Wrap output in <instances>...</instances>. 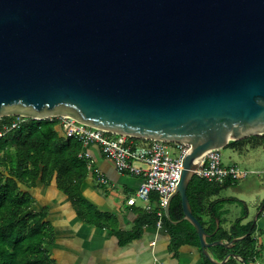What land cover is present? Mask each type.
I'll return each instance as SVG.
<instances>
[{"label":"water","instance_id":"95a60500","mask_svg":"<svg viewBox=\"0 0 264 264\" xmlns=\"http://www.w3.org/2000/svg\"><path fill=\"white\" fill-rule=\"evenodd\" d=\"M14 115L187 143L164 214L178 194L202 254L247 264L211 255L249 232L208 240L218 218L207 232L186 190L207 150L264 134V0H0V117Z\"/></svg>","mask_w":264,"mask_h":264},{"label":"trees","instance_id":"16d2710c","mask_svg":"<svg viewBox=\"0 0 264 264\" xmlns=\"http://www.w3.org/2000/svg\"><path fill=\"white\" fill-rule=\"evenodd\" d=\"M2 118L6 121L11 119L9 116ZM247 143L264 147V134L230 140L226 147L241 149ZM81 150L80 140L64 137L56 122L48 119H27L0 137V264H55L48 249V245L55 240L54 228L47 218L51 207L44 204L34 208L35 199L31 190L38 185L55 187L68 199L77 219L87 225L110 229L117 235L121 245L139 238L145 227L155 226L160 220V227L168 234L169 249L173 255L185 244L194 245L199 248L201 264H214L202 254L194 227L183 218L178 194L170 201L169 219L164 213L162 216L157 215L156 197L152 195L150 200L155 203L152 209L137 210L131 228H118L113 216L99 210L82 193L81 186L92 164L89 165L88 158L78 155ZM231 183L227 180L219 185L195 175L188 183L186 194L193 215L207 232L215 229V218H218L219 227L208 240H230L249 232L231 248L222 245L209 247L211 255L221 260L227 252H234L248 263L259 252L253 237L256 223H252V220L241 222L248 214L245 203L242 201L244 204L240 216L228 228L221 225V215L216 207L221 200L205 204V200ZM222 200L238 199L231 197ZM263 204L264 199L261 202ZM260 213H257V218ZM204 215H209V223L203 219ZM224 264L241 263L229 257Z\"/></svg>","mask_w":264,"mask_h":264},{"label":"crops","instance_id":"0c3cea01","mask_svg":"<svg viewBox=\"0 0 264 264\" xmlns=\"http://www.w3.org/2000/svg\"><path fill=\"white\" fill-rule=\"evenodd\" d=\"M260 147L264 149L261 145L251 146L250 143L245 144L241 149L230 148L233 153L236 152L243 157L244 161L248 162L249 151ZM83 150L89 154L93 163L89 167V172L81 186L82 193L99 210L108 212L113 216L118 228H131L137 210L153 208L150 206V201L140 204L135 200L132 205L126 202L128 197L134 195L140 177L119 172L113 161L104 156L94 143L87 144ZM258 155L255 154L256 158ZM51 187L38 185L31 190L35 199L34 208H39L44 204L50 205L51 209L47 218L54 228L56 244L59 245V250L63 248V244L67 247V257L71 256L72 262L80 264L79 258H83L82 255L89 251V264H201L199 248L194 245L185 244L178 249L176 255H173L169 249L168 234L157 225L147 226L139 238L126 244H119L117 235L110 229L87 225L75 218L76 215L68 199L64 198V195L55 187ZM261 206L260 216L255 222V231L259 232L255 247L259 253L252 261L253 264H264V204ZM70 214L74 215V218H70ZM66 217H69L68 221L65 220ZM248 221L250 220L246 217L241 222ZM230 224L231 222H225L221 225L228 228ZM72 229H78L77 231L81 234L77 232L73 235ZM57 256L59 259L65 257ZM55 259L61 264L58 258Z\"/></svg>","mask_w":264,"mask_h":264},{"label":"built area","instance_id":"2783aa9c","mask_svg":"<svg viewBox=\"0 0 264 264\" xmlns=\"http://www.w3.org/2000/svg\"><path fill=\"white\" fill-rule=\"evenodd\" d=\"M9 117H11L9 121L0 117V137L23 121L36 119L20 115ZM43 119L55 121L64 137L80 140L82 150L78 155L88 158L89 165L93 163L92 159L83 148L87 144L94 143L104 156L113 161L119 172L139 176L140 182L134 195L127 198V204H134L136 199L149 202L150 197L154 195L158 206L157 215H163L166 200L178 183L182 159L189 148L187 143L130 137L90 126L64 115L49 116ZM219 150L210 149L204 153L195 169L196 176L222 185L227 180L233 182L243 179L249 173L264 172V170L251 171L241 168L236 163L225 165L221 162ZM156 225L160 227V220Z\"/></svg>","mask_w":264,"mask_h":264},{"label":"rangeland","instance_id":"374dc122","mask_svg":"<svg viewBox=\"0 0 264 264\" xmlns=\"http://www.w3.org/2000/svg\"><path fill=\"white\" fill-rule=\"evenodd\" d=\"M219 151L221 153V162L225 165L230 164L231 162H235L241 168H246L248 170H256V171L264 170V149L262 147L249 151L250 153L247 156L248 162L244 161L243 157L239 156L236 152L233 153V150L230 147L221 148ZM255 154H259L257 158ZM231 197L241 201L222 200V198H231ZM218 199H220L221 201L217 202L216 207L221 215L222 224H225V222L233 223L234 220L238 216H240L244 203L247 207V210L249 211V215L247 214L248 215L247 219L252 220V222L253 221L256 222L255 216L261 206L262 200L264 199V172H262L261 174L249 173L245 178L233 181L231 184L221 188L217 194H214L210 196L207 200H205V204L208 205L210 201H214ZM136 201L137 203L140 204L145 202L139 199H136ZM242 201L244 203H242ZM150 202H151L150 206L154 207L155 203L151 200ZM70 218H74V215L70 214ZM209 218H210L209 215L203 216V219L205 220L206 223H209ZM65 220L68 221L69 217H66ZM72 230L74 231L72 233L73 235H75L77 232L78 234H81L77 230L74 229ZM257 236H259V232L254 231L253 237L255 238L256 241L258 240ZM48 247H49L48 249L52 252V255L50 256L51 258L54 257L53 259L55 260V264H59L58 260L56 261L55 259V258L59 259L57 255L65 256L64 258L59 259L61 264H76L75 262H72L71 256L67 257L68 256L66 253L67 247L64 244H63V248L59 250L60 247L58 244H56V240H54V242L50 243ZM82 256L83 258H79L81 262L80 264H89V251H86V253ZM247 264H253V263L248 262Z\"/></svg>","mask_w":264,"mask_h":264}]
</instances>
